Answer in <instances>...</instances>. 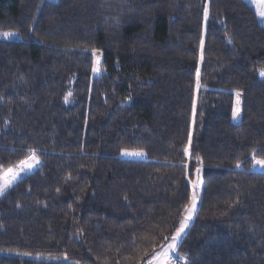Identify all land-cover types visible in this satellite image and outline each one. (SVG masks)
<instances>
[{
    "label": "trees",
    "instance_id": "1",
    "mask_svg": "<svg viewBox=\"0 0 264 264\" xmlns=\"http://www.w3.org/2000/svg\"><path fill=\"white\" fill-rule=\"evenodd\" d=\"M262 70L246 0H0V165L40 160L0 196V264H147L197 167L177 255L264 264Z\"/></svg>",
    "mask_w": 264,
    "mask_h": 264
},
{
    "label": "snow or ice",
    "instance_id": "2",
    "mask_svg": "<svg viewBox=\"0 0 264 264\" xmlns=\"http://www.w3.org/2000/svg\"><path fill=\"white\" fill-rule=\"evenodd\" d=\"M262 20H264V6H262V10L259 13ZM205 19H207V9H205ZM5 37L13 35L12 33H3ZM200 60L203 61V40L201 41V56ZM99 63V61H97ZM96 69H94L95 71ZM261 76H264V70L261 71ZM196 89L200 88V70L196 69ZM237 97L240 96V93H236ZM67 99V98H66ZM239 103V101H238ZM193 114L195 115V102L193 104ZM239 115V108H237L233 116L234 118ZM189 143L191 141L189 140ZM185 154H188V149H184ZM121 155L124 156H134V157H143L145 153L142 150H124L121 152ZM254 165H258L261 168H264V160L256 159L255 155L253 156ZM40 163L39 157L36 155L35 150H30L27 159L20 161L15 166H9L7 168L0 165V196L4 195V193L10 189L20 175L27 174L35 165ZM202 163V162H201ZM241 165L238 163L236 165L239 168ZM202 169L200 167L196 168L197 177L196 180L190 181L192 184V196L189 204L184 206L182 219L179 221V227L176 229L174 234L171 236V243L168 245L167 249H164L161 253L157 254L155 250H153L152 258L147 261V264H175V261L169 258V251H175L178 247V241L182 238L185 230L189 227V221L193 219V215L196 212L197 202H198V194L197 189L202 183L200 178V173ZM66 258V257H65Z\"/></svg>",
    "mask_w": 264,
    "mask_h": 264
},
{
    "label": "rangeland",
    "instance_id": "3",
    "mask_svg": "<svg viewBox=\"0 0 264 264\" xmlns=\"http://www.w3.org/2000/svg\"><path fill=\"white\" fill-rule=\"evenodd\" d=\"M247 2H248V4L250 5V6H252L253 8H254V10L256 11V14H257V16H258V20H259V22H260V24L264 27V20H262L261 19V17H260V15H259V13H260V11L262 10V6H264V0H246ZM8 37H15V35H10V36H8ZM94 55H95V57H96V67H95V72H96V75H99V72H100V65H101V63H102V55L100 54V53H94ZM97 61H99V63H97ZM242 98H243V96H242V94H240V96L237 98V107H236V109L237 108H239V115L238 116H236V121H239L240 120V117H241V111H240V108H241V104H242ZM238 101H239V103H238ZM123 157L124 158H131V159H142V158H144V156L143 157H134V156H124L123 155ZM40 165V163L38 164V165H35L33 168H32V170L31 171H29L27 174H30V173H32V172H34L37 168H38V166ZM255 170L256 171H258V172H264V168H261L260 166H258V165H255ZM24 175H26V174H21L20 175V177L17 179V181L21 178V177H23ZM16 181V182H17ZM15 182V183H16ZM14 183V184H15ZM197 194H199V190L197 189ZM198 206H199V200H198V202H197V207H196V211H197V209H198ZM195 215V214H194ZM194 215H193V217H194ZM193 220V219H192ZM191 220V221H192ZM191 221H189V225H190V223H191ZM188 229V228H187ZM186 229V230H187ZM186 230H185V232H186ZM184 232V233H185ZM184 235V234H183ZM183 235H182V237H183ZM182 239V238H181ZM180 239V240H181ZM180 240L178 241V244H179V242H180ZM168 248V246H166V248H164V249H167ZM177 250V249H176ZM176 250L175 251H169V258L170 259H172L173 261H175V264H184L183 262H185L186 260H184L182 257H180V256H178L177 255V252H176Z\"/></svg>",
    "mask_w": 264,
    "mask_h": 264
},
{
    "label": "built area",
    "instance_id": "4",
    "mask_svg": "<svg viewBox=\"0 0 264 264\" xmlns=\"http://www.w3.org/2000/svg\"><path fill=\"white\" fill-rule=\"evenodd\" d=\"M184 264H187V262L185 261V262H183Z\"/></svg>",
    "mask_w": 264,
    "mask_h": 264
}]
</instances>
